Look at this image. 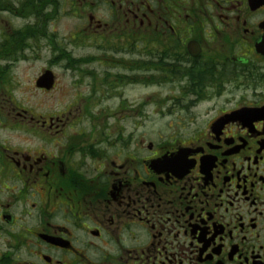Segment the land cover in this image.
<instances>
[{"label": "flooded vegetation", "instance_id": "flooded-vegetation-1", "mask_svg": "<svg viewBox=\"0 0 264 264\" xmlns=\"http://www.w3.org/2000/svg\"><path fill=\"white\" fill-rule=\"evenodd\" d=\"M46 1L0 0L2 57L68 21L63 109L0 93V264H264V0Z\"/></svg>", "mask_w": 264, "mask_h": 264}, {"label": "rangeland", "instance_id": "rangeland-1", "mask_svg": "<svg viewBox=\"0 0 264 264\" xmlns=\"http://www.w3.org/2000/svg\"><path fill=\"white\" fill-rule=\"evenodd\" d=\"M6 18L9 19L8 17ZM9 20L13 26L23 25L24 23L26 24L32 21L31 18L23 20L12 18ZM67 23L68 21L63 19L61 15L60 18L47 25L46 37L30 41V45L34 47L33 51H27L26 56L22 54L23 57L20 55L18 58L16 56L7 58L8 61L6 63L9 64V66L6 68L4 75L7 74V72L8 74L3 78H8V81L5 83L7 88L0 91L4 103L27 109L29 113L35 115L49 114L57 108L63 109L64 101L55 100L57 95L55 91L52 93L37 90L34 86V81L42 71L41 68H44L51 59L50 49L54 42V36L60 38L64 34L66 35V28L64 27ZM56 71L60 76L61 73L59 71L61 70ZM67 80L68 79L63 76L60 83L67 82ZM58 86H60V84Z\"/></svg>", "mask_w": 264, "mask_h": 264}, {"label": "trees", "instance_id": "trees-1", "mask_svg": "<svg viewBox=\"0 0 264 264\" xmlns=\"http://www.w3.org/2000/svg\"><path fill=\"white\" fill-rule=\"evenodd\" d=\"M46 0H44V6H43V9H42V12H44V11H46V9H47V4H46ZM30 12H31V10H30V8H29V10H28V17H30ZM37 15H39V14H37ZM49 16V15H48ZM45 17V19L42 21V22H40L38 25H40L41 23L42 24H44V29L46 30V28H47V23H49V21L50 20H52L53 18L51 17ZM32 28V25L31 24H28V29H29V32H28V34H27V45H29V43H30V40H35V39H38V37L40 36V35H44V33H45V31L43 30V31H41L40 29H38V28H35V29H31ZM7 56H12V54H10V55H7ZM7 56H4V57H2V56H0V59H3V58H5V57H7ZM1 66V65H0ZM4 72H5V67H0V80L2 79V77H3V75H4Z\"/></svg>", "mask_w": 264, "mask_h": 264}, {"label": "water", "instance_id": "water-1", "mask_svg": "<svg viewBox=\"0 0 264 264\" xmlns=\"http://www.w3.org/2000/svg\"><path fill=\"white\" fill-rule=\"evenodd\" d=\"M52 81V75L50 72L47 71L38 78L37 86L49 89L52 86Z\"/></svg>", "mask_w": 264, "mask_h": 264}]
</instances>
